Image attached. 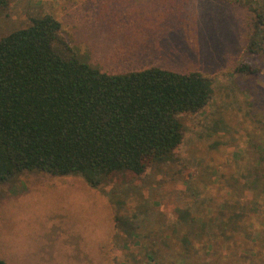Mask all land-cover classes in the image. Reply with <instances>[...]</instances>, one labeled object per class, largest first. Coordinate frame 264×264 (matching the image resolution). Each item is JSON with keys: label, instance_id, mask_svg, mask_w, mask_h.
Returning <instances> with one entry per match:
<instances>
[{"label": "rangeland", "instance_id": "374dc122", "mask_svg": "<svg viewBox=\"0 0 264 264\" xmlns=\"http://www.w3.org/2000/svg\"><path fill=\"white\" fill-rule=\"evenodd\" d=\"M236 1L6 0L0 37L51 14L63 41L101 71H200L212 96L178 115L182 143L141 176L116 174L91 187L79 176L24 171L1 183L4 264H145L147 256L264 264L263 255L238 257L236 209L224 207L236 202V153L264 130V56L245 51L249 6L264 0ZM240 61L259 74L234 73ZM202 224L216 228L206 234ZM226 237L235 251L222 245Z\"/></svg>", "mask_w": 264, "mask_h": 264}, {"label": "trees", "instance_id": "16d2710c", "mask_svg": "<svg viewBox=\"0 0 264 264\" xmlns=\"http://www.w3.org/2000/svg\"><path fill=\"white\" fill-rule=\"evenodd\" d=\"M5 5L0 0V8ZM249 10L245 51L264 56V4ZM61 28L57 18L45 13L0 37V184L24 171H41L79 176L98 187L106 177L141 176L169 160L183 139L178 115L207 105L210 77L160 67L107 73L82 60L61 38ZM233 72L257 75L259 69L240 61ZM234 182L236 202L230 199L224 207L236 209L240 242L235 249L239 258L244 252L262 257L263 129H255L247 147L236 153ZM205 225L206 234L216 228ZM226 238L222 245L235 251ZM155 259L147 256L145 264H158ZM184 261L182 256L175 260Z\"/></svg>", "mask_w": 264, "mask_h": 264}, {"label": "crops", "instance_id": "0c3cea01", "mask_svg": "<svg viewBox=\"0 0 264 264\" xmlns=\"http://www.w3.org/2000/svg\"><path fill=\"white\" fill-rule=\"evenodd\" d=\"M87 240H93L92 238H87ZM86 252H89V250H87ZM92 257H95V255H92Z\"/></svg>", "mask_w": 264, "mask_h": 264}]
</instances>
